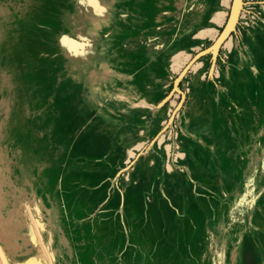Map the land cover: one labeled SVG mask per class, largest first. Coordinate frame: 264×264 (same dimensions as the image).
Here are the masks:
<instances>
[{"label": "rangeland", "instance_id": "374dc122", "mask_svg": "<svg viewBox=\"0 0 264 264\" xmlns=\"http://www.w3.org/2000/svg\"><path fill=\"white\" fill-rule=\"evenodd\" d=\"M231 3L0 0V214L42 248L0 264H52L64 218L124 264H264V0L188 66Z\"/></svg>", "mask_w": 264, "mask_h": 264}, {"label": "crops", "instance_id": "0c3cea01", "mask_svg": "<svg viewBox=\"0 0 264 264\" xmlns=\"http://www.w3.org/2000/svg\"><path fill=\"white\" fill-rule=\"evenodd\" d=\"M194 37V36H193ZM30 205H25L22 208V213L24 216L29 214V211L32 212V209H29ZM35 219L37 220V215L35 214ZM132 217H137L136 214H131ZM30 216V215H29ZM89 218H83V219H70V218H64L60 219L59 223L56 224V228L61 227L64 231V238L66 241V246L64 248V252L62 255L59 253L53 252V245L51 246L50 243V228L48 226L40 225V231L44 239V245L47 248V250L52 254V264H61L59 259H63V261H66V264H124V256L125 254L121 255V258L119 260H113V256L107 252L108 249H112V247L115 244H109L106 242H102L101 239L93 238L91 236V232L89 229V224L91 225V222L89 224L88 220ZM39 220V219H38ZM38 222V221H37ZM40 222V221H39ZM95 222V220H94ZM31 223V220L27 219V217H24L23 220H21L20 224H11L12 229L14 232L17 233L16 237L14 238L13 235L7 234L5 237L7 238V241H18L15 243L14 247L11 251L8 250V247L6 245V241L2 240L0 237V242L2 243V246L4 248V252L6 254V257L14 260L18 258H24L29 253H32L35 249H39L42 253V248L40 245H38L35 241L32 239L28 240V225ZM39 224V223H38ZM142 234V233H141ZM85 235L90 236V240H86ZM144 237V236H143ZM118 242L121 243L122 246H120L119 251H124L126 244L123 243V240L117 239ZM87 248L92 249L90 253H88ZM126 253V252H124ZM58 257V258H57ZM43 258V254H42ZM138 260V258H135ZM49 264V263H44Z\"/></svg>", "mask_w": 264, "mask_h": 264}, {"label": "bare ground", "instance_id": "6f19581e", "mask_svg": "<svg viewBox=\"0 0 264 264\" xmlns=\"http://www.w3.org/2000/svg\"><path fill=\"white\" fill-rule=\"evenodd\" d=\"M80 6H82V5H80ZM106 11V10H105ZM106 13H107V11H106ZM90 16V17H89ZM88 18H90V19H88L89 21H90V27L94 30L95 28H98L99 26H102L104 23H106L105 21H107V19H105V20H100L95 14H92V16L91 15H89L88 14ZM83 21H81V23H82ZM77 42H79V41H77ZM82 45L84 44V43H81ZM75 49H76V51H78L80 48H84V46H80V44H75ZM87 49V48H86ZM85 49V50H86ZM71 60H72V62H73V65H74V69H75V73H76V78L78 79V81H80V82H85L87 85H88V87H90V88H95L96 86L94 85V84H89L88 82H86V79H84V74H83V71H82V69H83V65L85 64V57H81L77 52H74V53H72L71 54ZM166 171L168 172V173H172V172H174V167H173V165L172 164H170L167 160H166ZM129 180V179H128ZM30 231H32V229H30ZM11 234V235H13L14 236V238L16 237V235H17V233L16 232H14V230L12 229V227H11V224L10 223H7L6 221L4 222V220H3V217L1 216V214H0V234H1V238H3V240H5L6 241V243H7V247L10 249V251L12 250V248L14 247V245H15V243L16 242H18V241H13V243L11 242V241H7V238L5 237V235H7V234ZM28 240L29 239H32L33 241H35L36 243H38L37 242V239L35 238V236L34 235H32V232H30V234L28 233ZM8 249V250H9ZM4 256V255H3ZM4 260V262L7 260V262H8V259H3ZM3 260H2V262H3ZM5 264V263H4ZM8 264V263H7Z\"/></svg>", "mask_w": 264, "mask_h": 264}, {"label": "water", "instance_id": "95a60500", "mask_svg": "<svg viewBox=\"0 0 264 264\" xmlns=\"http://www.w3.org/2000/svg\"><path fill=\"white\" fill-rule=\"evenodd\" d=\"M243 10V0H232L231 3V8L228 16V20L226 23V26L224 30L222 31L221 35L217 39V41L214 43V45L207 51H203L200 54H198L193 60L189 63L188 66L193 64L198 58H200L202 55H205L207 52H210L212 54L213 59L215 58L214 56V51H211L212 48L215 47V45L224 37V38H229L231 34L235 31L236 25L238 23V16L241 14Z\"/></svg>", "mask_w": 264, "mask_h": 264}]
</instances>
